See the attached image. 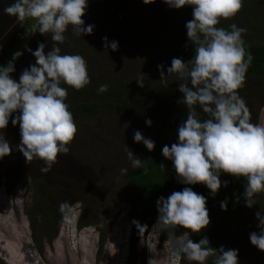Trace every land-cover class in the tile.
<instances>
[{
    "label": "rangeland",
    "instance_id": "1",
    "mask_svg": "<svg viewBox=\"0 0 264 264\" xmlns=\"http://www.w3.org/2000/svg\"><path fill=\"white\" fill-rule=\"evenodd\" d=\"M192 12L193 6L175 9L164 0H88L82 19L85 27L94 26L92 34L76 36L70 26L65 42L59 44L52 41L51 34L31 38L36 24L25 30L20 52L28 47L18 58L21 72L36 63L29 48L35 51L43 43L47 53L56 44L62 55L83 56L90 80L97 83L91 80L81 95H75V88H67L65 102L72 114L80 105L92 112L73 116L78 131L68 145L70 150L59 154L47 173L41 171L45 166L42 160L28 162L19 151L20 127L11 122L19 111L13 113L7 128L0 130L12 148L10 155L0 158V264H129L133 235L132 264H148L149 259L154 264H176L170 259L174 248L165 232L157 241L153 226L158 219L153 205L139 197L121 169L133 168L126 145L137 157L151 152L154 159L165 160L163 147L179 141V126L169 120L188 109L178 102L183 98L178 90L180 81L175 74L167 75V69L173 58L188 62L195 56L191 42H174L187 33L180 23ZM232 24L247 30L242 35L248 42L264 46V0H243V8L233 18L221 19L217 27L230 31ZM22 26L23 21L17 22L0 41V47ZM111 42H118L117 50H112ZM187 52L194 54L187 57ZM158 66H163V81ZM20 76L19 72L12 74L17 81ZM101 85H107L108 90L99 93ZM120 87L126 89L121 96L116 93ZM88 88L95 91L88 94ZM238 94L246 102L250 122L256 120L255 124L264 126V75L244 82ZM125 105L130 111L117 109ZM149 119L151 126L146 123ZM136 131L154 141V150L134 140ZM65 202L68 207L61 211ZM256 210L234 219L214 218L206 227L218 238L213 248L238 250L239 264H262L264 251L250 240L251 233L261 231L256 215L261 211ZM61 216V223L55 227ZM134 221L147 230L141 234ZM175 235L187 240L190 232L180 228ZM177 264L197 262L182 254Z\"/></svg>",
    "mask_w": 264,
    "mask_h": 264
},
{
    "label": "clouds",
    "instance_id": "2",
    "mask_svg": "<svg viewBox=\"0 0 264 264\" xmlns=\"http://www.w3.org/2000/svg\"><path fill=\"white\" fill-rule=\"evenodd\" d=\"M151 2L144 0V3ZM164 2L175 9L193 6V19L186 23V28L189 40L195 45V56L188 62L173 58L167 69V75L175 74L180 81L178 90L183 98L178 102L187 107L188 113L178 128L179 142L171 147L165 145L163 156L173 162L181 183L206 185L213 195L222 183L223 186L228 184L221 181V173L245 178L246 206L253 207L256 194L264 192V126L250 122L249 109L238 94L253 57L244 47L242 33L246 29L236 24L230 25V31L217 27L221 19L233 18L243 8V0ZM87 6L88 0H14L4 12L19 21L34 19L39 33L51 34L52 41L62 44L70 26L76 36L92 34L94 26L85 27L82 19ZM104 40L108 47L107 37ZM110 46L117 50L118 42H111ZM45 47L40 43L37 50L28 49L36 63L22 72L19 81L11 74L15 71L13 61L23 55L22 52L14 53L13 61L7 66H0V130L6 129L13 113L19 111L11 121L20 127L19 151L28 162L42 160L45 166L41 171L47 173L59 154L69 152L68 145L78 131L70 106L65 102L67 89L61 84L80 90L91 80L83 56L62 55L56 44L46 53ZM158 67L163 81L166 77L163 66ZM137 81L143 87L142 82ZM107 90V85H101L98 92ZM196 105L210 118L201 121ZM146 123L151 126L152 121L149 119ZM134 140L143 142L149 151L155 148L154 141L145 138L140 131L135 132ZM11 151L9 142L0 134V158L10 155ZM125 151L133 168L147 172L146 160L135 156L127 145ZM160 166L164 168L163 164ZM121 172L127 173V169ZM206 204V197L190 187L173 192L167 198L160 197L157 201L159 216L153 226L157 241L165 232L174 248L170 259L176 264L182 254L197 264H206L210 257L214 258L212 264H239L238 250L213 248L206 237L196 243L191 238L184 240L183 235H175L177 226L192 233L205 229L210 224ZM67 207L66 202L60 205L61 211ZM221 207L227 210V203L222 201ZM256 215L261 231L251 233L250 240L264 251V211ZM134 223L140 227L141 234L147 230V226ZM148 264H154V260L149 259Z\"/></svg>",
    "mask_w": 264,
    "mask_h": 264
},
{
    "label": "trees",
    "instance_id": "3",
    "mask_svg": "<svg viewBox=\"0 0 264 264\" xmlns=\"http://www.w3.org/2000/svg\"><path fill=\"white\" fill-rule=\"evenodd\" d=\"M193 19L192 13L187 20H185L183 23L181 22V26L184 28L185 32L187 30L186 28V23L190 20ZM36 24V29H33L32 31V37H43L41 33L38 32V24L34 19L26 18L23 21V26L15 32L13 35L9 37V39L5 42L3 46L0 47V66H7L9 61H13V56L14 53L20 52V47L22 46V42L24 40L23 34L25 33V30L28 28H32V26ZM228 30V29H227ZM46 37V36H44ZM30 38V39H31ZM29 39V46L31 45L32 42ZM242 39L244 41V47L246 49L247 53H250L251 56L253 57L252 62L250 66L248 67L247 73H246V79L245 83H248L250 81H253L257 78H260L261 76L264 75V46L256 45L251 42H248V40L245 39V37L242 35ZM184 44H189L191 42L187 36V33L184 34V36L179 35V38H175L174 42L177 44H183V41H185ZM192 43V42H191ZM27 44V45H28ZM185 45V46H187ZM192 46H194L195 50V45L192 43ZM26 47V46H25ZM23 47L22 50H25ZM28 47V46H27ZM26 47V48H27ZM190 48V45H189ZM21 52H24L22 51ZM49 51V50H48ZM47 51V52H48ZM194 52V51H193ZM193 52H187V57H190ZM187 57L186 60L188 59ZM22 58V56H21ZM21 58L15 59L13 61L15 71L13 73L19 72V74H22L20 71V60ZM17 68V69H16ZM19 69V70H18ZM12 73V74H13ZM11 74V75H12ZM15 77V76H14ZM94 82V85L97 83L95 80L91 79ZM62 87L68 88L69 86L67 84H64L62 82L61 84ZM83 89V88H82ZM82 89L74 91L75 95H81ZM80 91V92H79ZM88 94H92L95 91V88L86 90ZM126 92V89L123 87H120L117 90V94L121 96ZM183 94V93H182ZM99 98H102V95L97 94ZM128 106H123L122 108H119L120 111L122 109L130 111L128 109ZM196 107V106H195ZM76 109L73 112L74 117H80L82 113L87 112H92V109L86 108V106L80 105L76 106ZM196 111L198 113V118L203 121L206 119L210 118V115L207 113H201L198 111V108L196 107ZM187 113L184 112L182 114H177L172 117L169 121L173 124H176L178 126L181 125V123L186 120L187 118ZM256 120H254L255 124ZM179 142V141H178ZM176 142V143H178ZM153 153L151 152H146L139 156V158L144 159L147 161V167L148 170L145 172L143 168H132L125 173L123 178L131 183L135 190H138V195L140 198L143 200H147L150 204L153 205L154 211H155V216L158 219L159 212L157 208V201L159 200L160 197L167 198L170 196L173 192L177 191H183L184 188L190 187L192 188L193 191L202 194L206 197L207 199V204L206 207L209 211L210 215V222L215 218H222L225 219H234V217L237 215L241 216L243 214H249L250 211L252 213H255L257 211L256 209H259L261 212L264 211V192L257 193L255 196L256 204L253 207H248L246 206V200H245V185H246V179L243 177H235L230 174L226 173H221L220 179L221 181H227L228 184L227 186H223L219 189V191L213 195L210 191V189L207 188L206 185L203 184H195V185H187L184 183L180 182V178L178 174L175 171L173 162L170 159H154ZM163 164L164 168H162L160 165ZM226 202L227 203V210L222 209L221 207V202ZM256 207V209L254 208ZM219 215L220 217L216 216ZM178 229L183 228L182 226H177ZM185 229V228H184ZM190 232V237L193 242L198 243L201 239L207 238L210 242V246L214 247L217 244V236H211V234L207 231V229H203L200 233H192L189 229H187ZM135 235L132 236L131 238V244L129 247V257H128V263L132 264L134 262V240ZM103 245V240L100 237V243H99V250L101 251ZM214 259V258H213ZM212 259V261H213ZM211 260L206 261V264H212ZM262 264H264V261H262Z\"/></svg>",
    "mask_w": 264,
    "mask_h": 264
},
{
    "label": "water",
    "instance_id": "4",
    "mask_svg": "<svg viewBox=\"0 0 264 264\" xmlns=\"http://www.w3.org/2000/svg\"><path fill=\"white\" fill-rule=\"evenodd\" d=\"M14 0H0V41L9 33V31L19 22L15 16L8 15L4 9L12 4Z\"/></svg>",
    "mask_w": 264,
    "mask_h": 264
},
{
    "label": "flooded vegetation",
    "instance_id": "5",
    "mask_svg": "<svg viewBox=\"0 0 264 264\" xmlns=\"http://www.w3.org/2000/svg\"><path fill=\"white\" fill-rule=\"evenodd\" d=\"M63 217H64V215H63ZM61 221H62V216L59 218V220H58V222H57V224H56V226L55 227H58V225H59V223H61ZM57 229V228H56ZM55 231V232H54ZM53 232L54 233H56V230H53ZM55 235V234H54ZM51 237V239H52V236H50Z\"/></svg>",
    "mask_w": 264,
    "mask_h": 264
}]
</instances>
